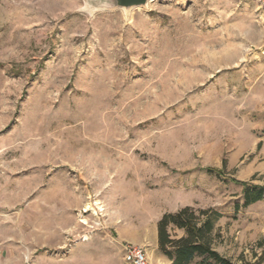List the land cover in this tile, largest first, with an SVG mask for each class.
<instances>
[{
    "label": "rangeland",
    "instance_id": "1",
    "mask_svg": "<svg viewBox=\"0 0 264 264\" xmlns=\"http://www.w3.org/2000/svg\"><path fill=\"white\" fill-rule=\"evenodd\" d=\"M108 1L0 0V264H125L128 241L155 262L185 206L264 264V195L244 206L242 184L264 186L257 0Z\"/></svg>",
    "mask_w": 264,
    "mask_h": 264
},
{
    "label": "trees",
    "instance_id": "2",
    "mask_svg": "<svg viewBox=\"0 0 264 264\" xmlns=\"http://www.w3.org/2000/svg\"><path fill=\"white\" fill-rule=\"evenodd\" d=\"M242 184L245 186L244 206L262 199L264 186L246 182ZM199 213L197 216L193 207L185 206L174 212H166L159 220L160 248L171 260L170 264H235L211 246L209 235L221 213L210 208L201 209ZM171 225L183 229L185 235L179 239H172L168 231Z\"/></svg>",
    "mask_w": 264,
    "mask_h": 264
},
{
    "label": "built area",
    "instance_id": "3",
    "mask_svg": "<svg viewBox=\"0 0 264 264\" xmlns=\"http://www.w3.org/2000/svg\"><path fill=\"white\" fill-rule=\"evenodd\" d=\"M264 22V0H257ZM123 260L125 264H159L152 262L147 249L134 242L122 243Z\"/></svg>",
    "mask_w": 264,
    "mask_h": 264
},
{
    "label": "water",
    "instance_id": "4",
    "mask_svg": "<svg viewBox=\"0 0 264 264\" xmlns=\"http://www.w3.org/2000/svg\"><path fill=\"white\" fill-rule=\"evenodd\" d=\"M149 0H109L106 4L107 8H125L130 9L133 7L146 6Z\"/></svg>",
    "mask_w": 264,
    "mask_h": 264
},
{
    "label": "crops",
    "instance_id": "5",
    "mask_svg": "<svg viewBox=\"0 0 264 264\" xmlns=\"http://www.w3.org/2000/svg\"><path fill=\"white\" fill-rule=\"evenodd\" d=\"M154 261L159 263V264H170L171 263V260L167 256H165L164 254L156 257V259H154Z\"/></svg>",
    "mask_w": 264,
    "mask_h": 264
},
{
    "label": "bare ground",
    "instance_id": "6",
    "mask_svg": "<svg viewBox=\"0 0 264 264\" xmlns=\"http://www.w3.org/2000/svg\"><path fill=\"white\" fill-rule=\"evenodd\" d=\"M95 204H96V205H99V202L96 201ZM88 210H91V205H90V204H87V205H86V209H85L83 212H87ZM92 210H95V209H92ZM99 210H102V209H100V206H99ZM82 222L85 223L84 220H82ZM81 240H83V241H88L89 238H88V236H84L83 238H81Z\"/></svg>",
    "mask_w": 264,
    "mask_h": 264
}]
</instances>
